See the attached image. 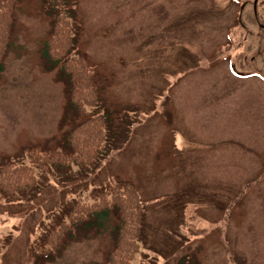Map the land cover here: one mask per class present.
<instances>
[{
  "label": "rangeland",
  "instance_id": "rangeland-1",
  "mask_svg": "<svg viewBox=\"0 0 264 264\" xmlns=\"http://www.w3.org/2000/svg\"><path fill=\"white\" fill-rule=\"evenodd\" d=\"M74 52L85 56L109 114L93 164L42 171L25 198L0 202V264H101L111 218L79 229L51 261L28 260L73 200L130 181L144 204L135 264H264V27L254 0H68ZM41 0L14 7L0 73V164L61 147L85 114L40 47Z\"/></svg>",
  "mask_w": 264,
  "mask_h": 264
},
{
  "label": "trees",
  "instance_id": "trees-1",
  "mask_svg": "<svg viewBox=\"0 0 264 264\" xmlns=\"http://www.w3.org/2000/svg\"><path fill=\"white\" fill-rule=\"evenodd\" d=\"M19 0H0V73L4 57L10 48L14 7ZM50 18V28L39 53L46 69H57V77L64 82L67 109L85 114L81 121L67 130L61 147L42 149L31 147L29 163L4 161L0 164V202L27 197L37 184L34 165L42 171L66 170L70 166L84 167L95 163L103 155L109 114L98 109L99 92L93 79V69L84 55L74 52L75 33L68 0H41ZM253 15L259 27H264V0H254ZM144 205L135 185L130 181H115L90 195L87 201L73 200L66 213L49 230L31 242L28 260L51 261L54 253L71 240L79 229L97 228L111 218L113 248L101 264H135L139 251ZM4 237L0 234V253Z\"/></svg>",
  "mask_w": 264,
  "mask_h": 264
}]
</instances>
